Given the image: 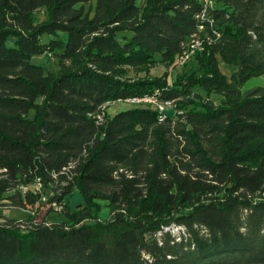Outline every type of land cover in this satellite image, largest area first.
Wrapping results in <instances>:
<instances>
[{
  "label": "trees",
  "instance_id": "trees-1",
  "mask_svg": "<svg viewBox=\"0 0 264 264\" xmlns=\"http://www.w3.org/2000/svg\"><path fill=\"white\" fill-rule=\"evenodd\" d=\"M204 10L200 0H0V202L16 190L8 200L35 205L18 189L40 180L56 186L50 203L78 192L87 205L67 223L0 218V264H264V87L242 92L264 76V0ZM214 26L222 36L197 55L201 76L177 87L129 77ZM57 51V73L32 64ZM220 60L236 69L231 81ZM198 86L222 102L98 122L118 100L190 106Z\"/></svg>",
  "mask_w": 264,
  "mask_h": 264
},
{
  "label": "rangeland",
  "instance_id": "rangeland-1",
  "mask_svg": "<svg viewBox=\"0 0 264 264\" xmlns=\"http://www.w3.org/2000/svg\"><path fill=\"white\" fill-rule=\"evenodd\" d=\"M200 1L205 5H208L211 9L224 8V0ZM95 3L96 1L93 3V5ZM88 7L89 5H86V8ZM46 19L47 17L45 15L44 10H40L36 15V23H41ZM214 32H218L222 36V32L219 30V28L215 26L211 32L207 31V33L201 35L202 37H200V42L203 44L204 50L199 49V51H196L195 54L185 64H182V57L185 56V53L178 55L176 58L168 62H161L160 57H158L157 63L155 65L150 66L149 69L147 68L148 73L145 69L141 70L140 72H136L135 70H133L130 72L129 77L132 78V80H154L155 78H167L169 83L173 87H177V84L179 83L191 80L195 76H201L199 71V58L197 57V55H201L205 52L208 46H211L217 42L216 40L218 39L215 38ZM209 36L211 38H209ZM46 38L49 39V36H46L45 39ZM54 39H58L60 41H67L68 35L60 33L57 37H54ZM57 54H59V51H57L56 53H46L42 56H35L32 58V64L43 67L48 72L57 73L61 68L60 60ZM219 67L222 74H224L227 79L231 81L233 73L236 69L228 67L221 60L219 62ZM259 87H264V76L250 79L243 87L242 92L254 90ZM193 95L200 97L198 99L193 98L194 96L191 97L193 99L194 104L187 106L182 103V99L178 100L177 102L174 101L171 103V106L167 108V110L164 112V115L170 118L177 119L179 117V114L181 113H187L197 108L200 109V106L204 102L212 101L215 105H219L223 100V97L221 95L215 92H208L199 86L193 88ZM147 102L158 101L143 98L133 99V101L127 102H111L104 106L103 113L100 116H103L104 119H107L108 117H114L122 111L130 110L133 108L155 107L160 111V107L157 104ZM104 119H102V121ZM55 188L56 186H52L51 188H49L45 187L44 185L36 186L34 184L28 188L21 186L18 190L22 193V195L31 194L35 196V205H19L12 203L10 200L7 199V197L15 195L17 191L15 190L7 193L5 195V200L0 202V218H3L4 220L8 221H15L16 223L26 224L30 220L36 218L42 219L43 217H46L49 223L60 224L69 222L68 215H72L87 206L83 196L78 192H75L74 194L66 197L62 203H50L51 198L55 195ZM50 209L52 210L51 212H49ZM97 217L101 222L109 221L112 217L111 209L107 206L106 202L101 203L100 209L97 211ZM85 223L91 222L87 221ZM173 232L176 234L183 233L177 228H174Z\"/></svg>",
  "mask_w": 264,
  "mask_h": 264
},
{
  "label": "built area",
  "instance_id": "built-area-1",
  "mask_svg": "<svg viewBox=\"0 0 264 264\" xmlns=\"http://www.w3.org/2000/svg\"><path fill=\"white\" fill-rule=\"evenodd\" d=\"M204 14L201 15V18H205V12L209 9H211L208 5L204 4ZM200 18V16H198ZM210 22H214V20L210 19ZM200 33H207L206 28L200 27L199 28V33L194 36L186 45H185V56L182 57V64H185L193 55H194V42L197 40L198 37H200ZM209 38H211L209 36ZM127 101H133V99H126V100H118L117 102H127ZM147 103H155L160 107V114H161V120L163 121L164 118L166 117L164 115V112L171 106V103L167 102H147ZM103 116H98V122L102 123ZM36 186H42L43 184L41 183L40 180L36 181L34 183ZM26 188V187H25ZM28 188V187H27Z\"/></svg>",
  "mask_w": 264,
  "mask_h": 264
},
{
  "label": "bare ground",
  "instance_id": "bare-ground-1",
  "mask_svg": "<svg viewBox=\"0 0 264 264\" xmlns=\"http://www.w3.org/2000/svg\"><path fill=\"white\" fill-rule=\"evenodd\" d=\"M204 33H200V37H202L201 35H203ZM214 36L216 39H220L221 38V35L218 33V32H214ZM200 37L197 38V40L194 42V54L196 51H199V49L201 50H204V46L203 44L200 42ZM202 40V38H201ZM183 54L185 53V49L184 51L182 52ZM146 99H151L153 101H157L156 99L154 98H146ZM159 102V101H158Z\"/></svg>",
  "mask_w": 264,
  "mask_h": 264
}]
</instances>
